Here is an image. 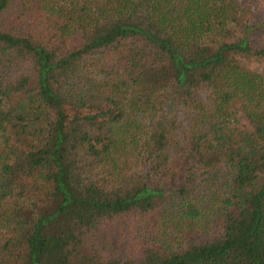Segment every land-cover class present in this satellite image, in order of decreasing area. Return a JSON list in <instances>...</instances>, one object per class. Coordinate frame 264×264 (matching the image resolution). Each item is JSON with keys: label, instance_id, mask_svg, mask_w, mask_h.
Wrapping results in <instances>:
<instances>
[{"label": "trees", "instance_id": "trees-1", "mask_svg": "<svg viewBox=\"0 0 264 264\" xmlns=\"http://www.w3.org/2000/svg\"><path fill=\"white\" fill-rule=\"evenodd\" d=\"M249 10L0 0V264H264V78L243 63L264 60V34Z\"/></svg>", "mask_w": 264, "mask_h": 264}, {"label": "rangeland", "instance_id": "rangeland-1", "mask_svg": "<svg viewBox=\"0 0 264 264\" xmlns=\"http://www.w3.org/2000/svg\"><path fill=\"white\" fill-rule=\"evenodd\" d=\"M240 5L242 6H246L248 7L249 13H250V20L252 22V24L258 25V27L260 28L259 31L261 33L264 34V0H237ZM243 63L250 68L253 71H256L257 73H259L263 78H264V60H243ZM19 100V97H15L14 98V103L17 102ZM161 105V109L158 110H153L152 115H155L156 113L160 114L164 111H166L168 113L169 109H167L165 104H160ZM163 105V106H162ZM46 115H44L45 117ZM145 116L147 115V112L144 111V109L140 108V109H133L130 117H132L133 119L137 120L139 123L144 122L145 120ZM149 121H147L148 123ZM81 163L85 166V164H87V162H90L92 160H90L87 156H80ZM93 164L96 165L97 168L94 169L95 172L99 173L101 171V165L104 167L103 164H98L96 161L93 162ZM131 165V164H130ZM104 169H106L104 167ZM103 172L101 173L100 176H102ZM110 227H114L116 229H118L117 224H114ZM103 231L105 233L104 237L108 240L109 243H112L116 246H123L122 244H125L127 241L130 240V235L129 233H126L124 235H122V237H117L118 235H116L117 231L119 230H112L109 227H103ZM5 229L1 228L0 229V233H4ZM1 236V235H0ZM103 238V235L100 236V239ZM99 239V240H100ZM95 245L96 247H100V243L95 241ZM105 249H108L107 247H104ZM108 250H113V249H108Z\"/></svg>", "mask_w": 264, "mask_h": 264}]
</instances>
